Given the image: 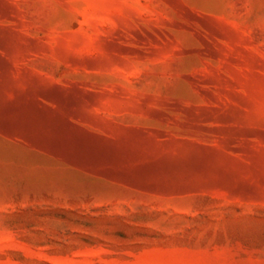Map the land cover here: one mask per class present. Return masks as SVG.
Segmentation results:
<instances>
[{
    "label": "rangeland",
    "instance_id": "1",
    "mask_svg": "<svg viewBox=\"0 0 264 264\" xmlns=\"http://www.w3.org/2000/svg\"><path fill=\"white\" fill-rule=\"evenodd\" d=\"M0 264H264V0H0Z\"/></svg>",
    "mask_w": 264,
    "mask_h": 264
}]
</instances>
